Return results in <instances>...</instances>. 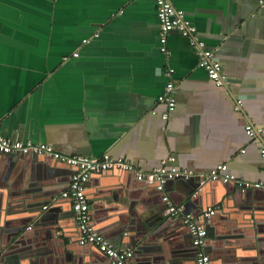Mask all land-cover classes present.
<instances>
[{
    "label": "crops",
    "instance_id": "0c3cea01",
    "mask_svg": "<svg viewBox=\"0 0 264 264\" xmlns=\"http://www.w3.org/2000/svg\"><path fill=\"white\" fill-rule=\"evenodd\" d=\"M169 1L184 11L196 27L197 39L214 52L228 85L217 87L207 78L188 40L176 32L167 37L170 56L160 53L153 0H0V134L21 143L50 145L64 156L122 158L136 172L148 173L162 163L175 167L191 180L164 188L174 201L191 197L217 165H227L237 178L264 183L260 155L264 135L250 139L244 131L246 125L264 129V0ZM76 52L78 56L73 57ZM169 69L173 74L167 75ZM169 82L176 106L163 121L165 106L157 98ZM236 100L242 103L239 111H235ZM35 164L16 156L3 162L0 184H6L10 192H23L30 186L36 188L33 192L38 187L58 191L51 194L58 196L71 170L50 164L31 180ZM15 170L18 173L13 175ZM117 180L109 171L92 175L87 183L90 215L99 231L103 229L99 225L116 224L121 217L117 214L124 207L123 198L110 204L116 207H105L101 198L107 188H113L114 197L120 199ZM154 184L147 178L144 192H157ZM220 187L221 183L204 181L197 207L190 213L196 216L215 207L212 218L221 217L220 230L227 222H232L233 230L247 225L233 222L243 207L241 196L224 202ZM52 197L49 204L59 210L56 216L67 219L58 222L70 237L65 240L77 244L75 223L68 216L70 203L60 199L52 203ZM31 201L5 197L0 199V208L18 213ZM49 204L42 210L47 212ZM251 208V219H259L261 243L245 248L236 244L242 241L240 235L231 240L214 238L215 245L204 248L211 264L264 263V192L255 193ZM14 213L12 219L25 218ZM122 227L121 232L111 231L115 233L112 244L136 250L131 226L124 223ZM8 238L1 228L0 252L9 256L15 253L8 254L6 248L13 240ZM75 246L81 256L66 254L57 244L36 250L34 257L17 255L13 264H108L88 246L80 250ZM142 254L149 264L158 263L155 249L147 247ZM134 258L142 259L134 255L132 264H137Z\"/></svg>",
    "mask_w": 264,
    "mask_h": 264
},
{
    "label": "water",
    "instance_id": "95a60500",
    "mask_svg": "<svg viewBox=\"0 0 264 264\" xmlns=\"http://www.w3.org/2000/svg\"><path fill=\"white\" fill-rule=\"evenodd\" d=\"M0 156H1L0 164H2L5 161L11 162L13 157H15L7 154H0ZM16 157H18V159L21 158L29 159L34 163H38L35 164V166L31 169L30 172L31 180L38 174H42V170H46L47 166H49L50 164L61 165L47 156H35L33 154H27L24 156L18 155ZM111 171L112 173H114V175L118 177L117 181L119 183L118 191H119L120 199L117 200L114 197L113 188H107L105 194L101 196V198H103V202H104L103 204L105 207H108L114 201L118 202L122 198H123L122 202H124L125 204L124 207L120 208V210L118 211L119 213L117 212L118 213L117 215L121 216L120 218L118 217L117 223L112 224L110 226L99 225L98 228L103 227V229L102 231L98 230V232L103 234L105 238L108 239L109 242L114 244L115 241L111 235L115 233L111 231L115 230L121 232L124 223H128V226L130 225L132 228L131 229L133 232L132 239L134 243L138 244L136 250L135 249L133 250V256L141 255L142 258L141 260L134 258L137 264H141L140 263L141 261L142 264H149L148 261L143 260L144 254H142L144 253V250H146L147 247H151L152 249H155L157 251L156 261H158V263L160 262L161 264H187L188 262L193 261L195 264V257L198 248L193 247L188 230L182 225L181 221L169 217L166 206L161 200L162 194L155 191L153 192L148 191V193L144 192L143 188L145 186L144 185L145 180L137 181L136 179H133V174L130 171H123L117 169H113ZM17 173L18 171L15 170L13 175ZM189 180L187 181H184L183 179L166 180L164 184V188L167 190V188L169 189L170 187L169 185H174V183H183V182L186 183ZM211 183H220V182H211ZM155 185L156 184H154V189H155ZM222 185L223 187H220V191L223 194L225 193L224 202H226L227 199H231L232 201H237V199L240 196L243 201V207L240 208V214L233 218V222H235L238 225L240 224L242 225L243 222H247V225H242L240 226V229L238 227L233 230L231 229L233 225L232 222H227L225 224L228 225L220 230L219 227L222 226V223L219 222L220 221L219 219H221V217L219 216L218 219L211 218L208 221L210 222L208 227H206V238H205V243L202 246V250L204 251L205 247L215 245V243L212 242L214 238L217 240H221L222 238L224 240H231L235 237L239 238V235L242 241L236 244L240 243V245H242L245 248L254 247L256 243L257 245H259L261 243L260 238H262L261 237L262 235H259L260 234L259 219H257L256 217L254 221L251 219L252 216L251 204H252V199L255 196V193H260L261 191L250 190V191L241 192L238 188L235 187L233 183L222 184ZM0 186H1L0 199L5 197L8 198L12 197L14 199H16L17 197H21V198L27 197L32 200L30 204L26 206V208L25 207L22 208L21 209L22 211L18 213H14V211H10L9 208L8 209H6L5 207L0 208V230L1 228L3 229L4 235L7 238L9 237L8 240L13 239L10 245L6 249L9 250L8 254L15 253L8 256L6 252L1 251L2 253L0 252L1 253L0 264H3L4 261L7 264H13L14 259H17V257L19 258L23 257V254L28 256H33V254H36V250H39L41 248L47 250L49 247H54L57 244L60 245V249H63V251L67 252L66 254H69L71 256H73V254H77V256L78 255L81 256V254L76 251V246H75L77 245L76 241L72 239H70V241H66L65 239H69L70 237L65 235V233L63 232L64 230L61 229L62 225L60 226L59 225L60 223H58L59 221L61 222L67 221V219L64 217L65 215L56 216V212L59 210L55 207V205L49 204L50 202L49 199L52 197V195L58 194V191H54L53 193L45 192L42 191L41 187H38L37 191L33 192V190H35L36 188L30 189V186H28L29 189H25L23 190V192L16 193V192H10L8 188H6L7 187L6 184H0ZM59 188L61 189L62 187ZM225 190H228V192H226ZM168 196L175 206L177 207L182 206L183 213H190V210H193L194 208L197 207L196 206L197 196L194 198L185 196L181 201L176 200L177 198L175 196L174 198H176L175 199L176 201L172 200L170 195ZM184 199L187 200L185 203H182ZM45 204H49L47 212L42 210V207ZM110 206L116 207V205H110ZM204 210L205 209H203L202 211ZM12 213H14L15 215H19L20 213L24 214L25 218L22 220L12 219L11 218L13 216ZM255 213L254 215H256ZM29 214L30 216H27ZM36 216L37 219L34 220V223H32L29 229H26V226L29 224V222ZM68 216L70 218L71 216L73 217V212L71 211V215L68 214ZM123 218H125V220H122ZM178 227L183 228L185 232H183ZM58 229H60V231H58ZM176 229L178 232L176 231ZM235 232H238V234ZM179 241L182 242L183 244L181 245ZM86 247L79 246L78 249L79 250L86 249ZM88 247L91 248L90 250L94 252H98L103 258L107 260L109 264L110 260L102 253H100L95 247L93 246H88ZM255 251L259 253V251L257 250ZM161 255H164V257L161 258ZM254 256H252V258ZM78 262H80L79 259ZM84 264H92V262L88 261ZM260 264H264V263H260Z\"/></svg>",
    "mask_w": 264,
    "mask_h": 264
},
{
    "label": "built area",
    "instance_id": "2783aa9c",
    "mask_svg": "<svg viewBox=\"0 0 264 264\" xmlns=\"http://www.w3.org/2000/svg\"><path fill=\"white\" fill-rule=\"evenodd\" d=\"M153 1L158 21L160 53L165 57L170 56L171 53L167 49V37L170 33L176 32L188 40L190 46L196 52L198 67L204 70L207 78L217 87L228 85L229 79L223 73L222 65L216 60L214 52L208 49L204 42L197 39L196 27L186 18L184 11L176 9L169 0ZM82 42L85 44L89 40H83ZM72 56L77 57L78 53H73ZM173 72V69H169L167 75L173 74ZM157 102L165 106V112L161 115V118L163 121H166L169 114L174 112L176 106L173 95V84L171 82L165 85L164 93L157 98ZM241 106V101L236 100L235 111H239ZM244 131L250 139H254L257 135H264V129H254L251 125H246ZM0 154L10 156H24L27 154L47 156L71 170L69 181L64 190L58 196L52 197L51 202L55 203L58 199H62L70 203L77 230V244L82 247H95L110 260L109 264H132L133 250L130 248L122 249L113 245L95 228L90 215L89 200L86 193L87 183L92 175L109 172L113 169L130 171L137 181L152 178L156 184L155 190L162 194L161 200L166 206L169 217L181 221L182 225L188 230L193 247L198 248L195 264H211V259L202 250V246L206 238V223L216 214V208L207 207L196 216L192 213H183V208L175 206L164 192L166 180L183 179L187 181L191 179L189 174L183 173L175 167H166L164 163L148 173L136 172L132 164L122 158H113L106 154L98 159L85 156H64L57 153L50 145L21 143L20 141L10 140L1 134ZM260 155L264 158V147L260 149ZM172 161L173 158H171ZM204 181L220 182L222 184L233 183L241 192L250 190L264 192V183L237 178L228 171L227 165H217L204 178L200 187L191 194L192 198L196 197L201 191ZM45 209L46 206H43V210Z\"/></svg>",
    "mask_w": 264,
    "mask_h": 264
}]
</instances>
